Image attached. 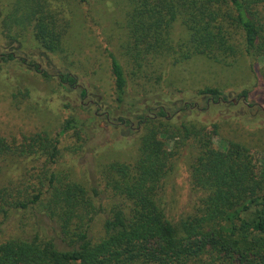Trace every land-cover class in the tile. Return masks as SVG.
Listing matches in <instances>:
<instances>
[{"label": "trees", "instance_id": "1", "mask_svg": "<svg viewBox=\"0 0 264 264\" xmlns=\"http://www.w3.org/2000/svg\"><path fill=\"white\" fill-rule=\"evenodd\" d=\"M229 2L128 0L121 51L137 68L160 61L182 63L195 55L221 62L244 54L257 74L258 29L249 16L246 0ZM7 17L5 35L9 40L21 45L29 32L41 53L61 49L67 23L50 7L49 0H16ZM176 20L186 30L183 39L171 36ZM108 55L115 100L121 106L127 94V78L118 58L111 51ZM0 58L3 62L25 63L44 77L50 75L41 64L39 67L34 61L26 62L16 51H4ZM56 75L64 89L79 90L82 98L89 95L80 104L89 115L81 117L72 112L54 137L36 133L16 145L0 136V156L41 155L51 161L58 151V137L68 132L84 142L90 122L101 115H112L109 109L100 113L92 109L94 105L102 106L100 96L79 86L75 75L62 71ZM247 94L242 91L243 96ZM195 95L205 102L201 108L180 99L176 105V100L156 97L142 110L133 105L114 116L122 125L130 126L133 120L148 125L156 117L167 119L185 110H198L201 125L190 126L182 121L175 130L148 128L140 138L134 161L104 165L100 188L96 185L86 189L55 172L49 173L47 185L32 200L22 201L1 186L0 234L8 211L29 204L54 221L57 230L55 236L0 238V264H188L201 259L196 257L205 252L213 255L208 258L211 264H264V166L256 171L250 150L238 143L228 142L224 149L213 146L215 132L209 127L216 126L218 119H201V115L218 112L219 104L225 101L224 92L205 87ZM153 109L157 112L152 113ZM180 136H193L198 145L190 176L192 184L205 190L206 196L201 214L183 221L181 232H177L166 215L161 191L175 155L171 140ZM103 214L102 235L95 236L93 222Z\"/></svg>", "mask_w": 264, "mask_h": 264}, {"label": "rangeland", "instance_id": "2", "mask_svg": "<svg viewBox=\"0 0 264 264\" xmlns=\"http://www.w3.org/2000/svg\"><path fill=\"white\" fill-rule=\"evenodd\" d=\"M224 1L230 5V0ZM15 2L0 0V54L16 51L26 62L34 61L39 67L41 64L50 75L44 77L25 63L3 62L0 58V136L16 145L36 133L54 137L72 112L81 117L89 115L80 107L89 95L82 98L79 90L64 89L56 75L60 71L75 75L79 86L100 96L102 106L94 105L93 110L100 113L109 109L112 115L109 118L101 115L90 122L84 142L68 132L58 137V151L51 161L41 155L38 158L16 154L0 156V187L22 201L31 199L45 188L50 172L66 176L86 189L98 183L103 186L100 172L104 165L111 161H134L140 138L148 128L175 130L182 121L200 126L196 109L205 102L195 93L205 87H216L225 96L218 112L201 115V119H218L216 126L209 127L215 132L213 146L224 149L228 142L238 143L250 150L256 171L264 166V0H246L249 16L259 33L257 74L244 54L221 62L195 55L182 63L160 61L154 66L137 68L120 48L126 33L128 0H49L50 7L67 23V31L58 52L41 53L37 40L29 32L21 39V45L6 37L5 20ZM186 35L176 20L171 28L172 38L183 39ZM109 51L123 65L127 78V94L121 106L115 100ZM243 90L248 92L246 96L242 95ZM156 97L176 100V105L180 100L187 101L197 108L167 119L156 117L148 125H138L136 120L130 126L122 125L114 117L133 105L134 109L142 110L146 102L153 103ZM171 144L175 155L163 179L161 197L166 215L176 231L181 232L183 221L201 214L206 192L195 187L190 176L199 151L193 136H180L172 139ZM103 216L99 215L93 222L95 236L102 235ZM4 220L1 239L31 238L35 234L55 236L57 230L55 222L32 204L10 209ZM196 258L201 259L188 264H211L208 258L214 257L205 252Z\"/></svg>", "mask_w": 264, "mask_h": 264}]
</instances>
